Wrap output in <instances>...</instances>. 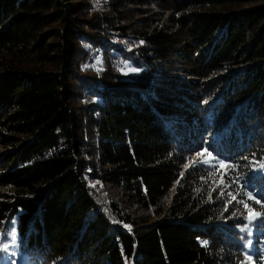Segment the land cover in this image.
Instances as JSON below:
<instances>
[{
	"label": "trees",
	"instance_id": "1",
	"mask_svg": "<svg viewBox=\"0 0 264 264\" xmlns=\"http://www.w3.org/2000/svg\"><path fill=\"white\" fill-rule=\"evenodd\" d=\"M262 165L264 0H0L19 264H264Z\"/></svg>",
	"mask_w": 264,
	"mask_h": 264
},
{
	"label": "snow or ice",
	"instance_id": "2",
	"mask_svg": "<svg viewBox=\"0 0 264 264\" xmlns=\"http://www.w3.org/2000/svg\"><path fill=\"white\" fill-rule=\"evenodd\" d=\"M131 70L135 71V69H131ZM262 167H264V165H262ZM245 207H247V204H245ZM262 207H264V205H262ZM257 215H261V214L258 213ZM251 222H252V219L249 218L248 224H245L243 227H241L240 231L247 232V234L250 236L252 234L251 228L249 227ZM241 239H245V238L242 237ZM16 242H17V233L14 228L5 230L2 234H0V253L4 254V255H0V264H14V262L11 261L10 256L8 255V251H9V247H11L13 249V252L11 253V255H15L14 250L16 247ZM201 243H202V246L207 245V241H202ZM251 243H252L251 240H247L243 246L248 247L251 245Z\"/></svg>",
	"mask_w": 264,
	"mask_h": 264
},
{
	"label": "rangeland",
	"instance_id": "3",
	"mask_svg": "<svg viewBox=\"0 0 264 264\" xmlns=\"http://www.w3.org/2000/svg\"><path fill=\"white\" fill-rule=\"evenodd\" d=\"M98 9V8H97ZM13 252V249L11 247H9V251H8V255L10 256L11 260H14V264H19V262L22 260L20 259L19 254H15V255H11V253ZM1 254V253H0Z\"/></svg>",
	"mask_w": 264,
	"mask_h": 264
},
{
	"label": "bare ground",
	"instance_id": "4",
	"mask_svg": "<svg viewBox=\"0 0 264 264\" xmlns=\"http://www.w3.org/2000/svg\"><path fill=\"white\" fill-rule=\"evenodd\" d=\"M92 65H94V63H92Z\"/></svg>",
	"mask_w": 264,
	"mask_h": 264
}]
</instances>
